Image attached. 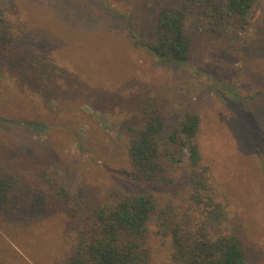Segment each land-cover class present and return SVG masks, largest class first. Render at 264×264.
I'll use <instances>...</instances> for the list:
<instances>
[{"label":"rangeland","instance_id":"obj_1","mask_svg":"<svg viewBox=\"0 0 264 264\" xmlns=\"http://www.w3.org/2000/svg\"><path fill=\"white\" fill-rule=\"evenodd\" d=\"M164 1L0 0L11 25L9 47L0 42V172L21 170L0 209V264H61L99 202L154 189L130 179L125 152L128 129L153 108L198 116L202 162L231 202L247 264H264V0L245 29L191 15L182 63L144 47ZM175 153L187 160L182 142ZM30 169L65 195L28 183ZM152 245L155 264H170L168 243Z\"/></svg>","mask_w":264,"mask_h":264},{"label":"trees","instance_id":"obj_2","mask_svg":"<svg viewBox=\"0 0 264 264\" xmlns=\"http://www.w3.org/2000/svg\"><path fill=\"white\" fill-rule=\"evenodd\" d=\"M256 1L165 0L157 8L152 36L144 47L167 62H186L191 50L186 25L191 15L206 13L219 24L231 21L236 28L245 29ZM10 29L0 11L4 48L11 43ZM34 125L36 128L37 123ZM199 125L195 114L175 116L153 108L141 127L128 129L125 152L130 179L153 182L154 189L99 202L92 226L70 236L61 264H155L153 241L168 243L170 264H247L231 202L219 190L211 168L202 162ZM181 142L187 150L186 161L175 153ZM18 165L19 161H14L10 170L0 172V209L10 200L21 173ZM169 165L181 169L182 176H167ZM24 175L28 183L35 178L49 194L65 195L63 189L53 187L44 169H30Z\"/></svg>","mask_w":264,"mask_h":264}]
</instances>
